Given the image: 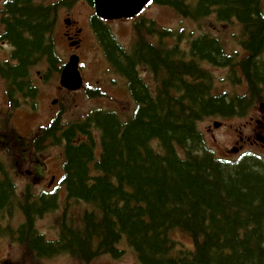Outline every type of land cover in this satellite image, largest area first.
<instances>
[{
    "label": "trees",
    "instance_id": "trees-1",
    "mask_svg": "<svg viewBox=\"0 0 264 264\" xmlns=\"http://www.w3.org/2000/svg\"><path fill=\"white\" fill-rule=\"evenodd\" d=\"M158 2L196 23L210 8L219 9L220 21L236 17L245 55L226 54L217 38L202 32L192 40L187 59L178 47L165 45L172 33L162 31L154 44L156 29L146 23L137 24L136 41L128 51L99 26L112 68L129 80L133 109L94 110L84 122L64 124L66 200L57 242L45 244L33 229L38 216L59 208L57 193L36 196L28 191L20 200L4 171L0 216L22 210L28 223L20 233L32 247L87 262L120 256L118 247L125 240L141 264H264V158L247 152L236 160L220 159L200 130L207 118H241L264 104L260 0ZM8 7L18 16L8 25L9 39L21 57L20 65L8 70L7 78L16 84L40 57L48 55L55 66L49 37L56 5L13 0ZM140 65L160 80L156 89L139 79ZM213 69L226 70L232 86H244L243 93L216 94ZM58 125L54 121L45 133L55 135ZM77 132L88 141L76 144ZM78 204L87 206L76 214ZM175 230L193 239V250L173 254L177 247L169 234Z\"/></svg>",
    "mask_w": 264,
    "mask_h": 264
},
{
    "label": "rangeland",
    "instance_id": "rangeland-1",
    "mask_svg": "<svg viewBox=\"0 0 264 264\" xmlns=\"http://www.w3.org/2000/svg\"><path fill=\"white\" fill-rule=\"evenodd\" d=\"M56 1V0H50V2ZM81 16L82 19H85V17H88L90 14V9L88 6H84L82 4L81 7ZM144 17H147L148 19H156L157 23L161 26H167L171 27L173 29L180 28L184 26L186 29H184L185 34L193 33L197 34L199 33V30L197 29V24L194 22H188L183 21L182 18H179L175 15L171 10L153 6L149 9H147L143 13ZM204 24L205 29L213 35L220 36L224 46L226 49L236 48L238 47V41L237 38L233 36V34H240V26L237 23L229 24V25H221V24H215V19L211 18L207 20ZM81 25V22H80ZM116 35L118 36V40L120 43L125 45L126 47H129V43L132 42L133 39V31H132V24H124V23H115L112 28ZM187 32V33H186ZM184 37V36H183ZM84 43H83V62L85 64L84 70H85V76L87 78V82L89 84V88H97L98 87L102 91H106L108 95H110L111 99H89L86 96V90H82L79 93H75L74 95H71L67 99V107L65 110L64 115L67 117V119H73V118H79L89 110L93 108H97L99 106L102 107H114L117 108L119 106L128 107L131 111L133 109V103L131 101L127 102L126 100H123L125 98L124 91V81L116 76H111L109 79L110 85L108 86V89L106 88L107 83L105 86H103V81L107 79L106 76L101 75L100 68L104 65V62L102 61V56L100 55V51L97 49L96 44L92 40L91 34H85L84 36ZM213 74L215 75L216 80V86L219 88L220 91H238L240 93L243 92L244 86L238 87L236 89L232 88L226 81H224L226 77V71L225 70H212ZM53 83H56L53 81ZM98 83H101L103 87L98 86ZM4 85L0 82V107L3 106V93H4ZM62 95L58 92L56 86L54 88L48 89L42 93V95L39 98V105L41 111L37 113V116H29V114L25 111L24 115L20 117V119L17 122V125L21 130H24L28 128L29 126H34L39 122H45L48 117L50 118L52 116V112L57 111L59 108H54L55 106L52 104V102L56 99L61 100ZM264 112V105H259V108L252 112L251 115L248 118H229V119H222V118H210L206 119L201 123V130L207 134V144L210 148H212L218 156L226 158V159H236L237 156H228V150H232L234 147H241V152H254L258 153L261 156L264 157V147H262L259 143L251 144L249 141H244V144H235V137L236 133L235 131H238L240 128L243 129L245 138L250 137V141L255 139L254 131L258 130L259 133L264 134V125L258 124L256 125V121L260 120L262 118L264 120V117L259 112ZM253 120V126L248 125V123ZM221 122L223 124V128L220 130L214 131V140L211 138V135L208 134V129L213 128L214 122ZM256 126V127H255ZM4 132H0V163H5L6 168L10 171V173L13 175L16 186H17V192L18 195L21 197L22 193L25 191L26 187L29 186L31 183H33V186H35L36 191H42L44 189H47L49 184L51 183L53 177L51 174L46 173L45 176L47 179H45L48 183L41 184V183H34L32 178L27 177L26 172L30 169H27L25 166L24 174L22 173H16L13 169L16 170V166L14 164H10L9 160L7 159L8 156H15L14 154H9L6 157V146L5 141L6 139L2 137V134ZM18 134V133H17ZM58 148V147H56ZM57 149H52L50 151V154H52L53 157L57 155ZM47 154H49L47 152ZM52 156H49L52 157ZM48 162V161H47ZM51 162V163H50ZM61 160V164H62ZM57 164L60 162L57 160ZM48 164L54 166L52 164V161L50 160ZM51 168V167H50ZM55 168V166H54ZM55 172L56 170L53 169ZM46 186L44 189L42 187ZM84 205L75 206L74 212L77 214L83 209ZM21 221L20 216H16V224H18ZM53 222L52 216H47L44 219H42L39 222L40 229L42 231H46L47 225H50ZM173 240H176V242L180 245H185L186 247H192V240L180 233V232H174L171 235ZM124 251V253L121 255V257L117 259H112L111 257H102L95 261H92L90 263H82L80 261L73 260L67 256L54 259L50 261L49 264H140L137 260V256L135 253L132 252V250L128 249L126 245L123 243L121 247ZM21 250H11L6 245V242H0V256L3 258L6 257V259L10 262H17L19 258Z\"/></svg>",
    "mask_w": 264,
    "mask_h": 264
},
{
    "label": "flooded vegetation",
    "instance_id": "flooded-vegetation-1",
    "mask_svg": "<svg viewBox=\"0 0 264 264\" xmlns=\"http://www.w3.org/2000/svg\"><path fill=\"white\" fill-rule=\"evenodd\" d=\"M63 1H67L68 4H70L73 0H63ZM188 2L191 3H197L199 1L202 0H186ZM10 2V4L13 3V0H0V4L2 5V9L0 12V31L2 30V35H1V39H3V41H8L9 43V48L7 50H2V52L0 53V68L5 72L4 76L5 79L8 80L10 83L11 81L7 78L8 76V70H11L17 66L20 65V60L21 57L20 55L17 56V54H19L17 47L14 45V43L9 39V33H8V25L9 23H13L14 20L18 21V16H14L15 12L13 10H5L6 15L4 16V9H6V3ZM219 9L218 8H210V11L208 12L207 15L210 16H217L219 15ZM218 11V13H217ZM13 13V15H12ZM235 16V15H233ZM75 27L74 26H69L67 29V35L69 38H75L76 34H75ZM47 45V44H46ZM48 46V45H47ZM52 46V50L54 49L53 44ZM49 61V57L47 56H43L40 57L39 60H37L35 63H30V64H43L46 63L48 64ZM29 65V64H28ZM47 73L49 70V67L47 66ZM17 83V81H16ZM13 85V88L16 87V84L13 82L11 83ZM254 135L255 137L258 136L257 131H254ZM6 142H12V141H6ZM44 171L43 168H41V172L39 170H35L34 174H33V181L34 183H41V184H45L47 177L44 175V173L42 172ZM0 178H7V177H1ZM10 179V178H9ZM11 180V179H10ZM12 187H16L15 185L11 184ZM48 186V184L46 185ZM42 187L43 189L46 187ZM26 188H36L35 186L29 185ZM50 188V186L47 187V189ZM44 189V190H47ZM14 212H16L15 217H11L12 214H14ZM17 213L21 214V221L16 224V215ZM38 221V219L36 218L35 224ZM28 223V219L26 217V215L24 214V212L22 210H16V208H13L10 212H5L3 216H0V242H6V245L8 246L9 249L15 251V250H21L20 253H22L24 251V244H26L28 246V248L30 249L31 252H33L36 256L38 257H49L52 254H46V253H42V250H38L35 247H32V245L30 244L29 240L23 239L22 234L20 233V228L22 226H24L25 224ZM33 225V229H35L36 225ZM40 238L43 239L45 244H48L46 239L39 236ZM0 264H15L13 262L8 261L6 258H2L0 259Z\"/></svg>",
    "mask_w": 264,
    "mask_h": 264
},
{
    "label": "water",
    "instance_id": "water-1",
    "mask_svg": "<svg viewBox=\"0 0 264 264\" xmlns=\"http://www.w3.org/2000/svg\"><path fill=\"white\" fill-rule=\"evenodd\" d=\"M147 1L148 0H95L100 15L115 18L134 15L142 9ZM62 84L71 90L80 88L81 78L77 72L76 63H71L65 69Z\"/></svg>",
    "mask_w": 264,
    "mask_h": 264
}]
</instances>
